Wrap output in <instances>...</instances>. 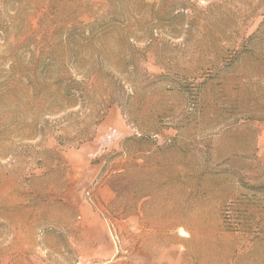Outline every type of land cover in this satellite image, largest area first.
<instances>
[{
  "label": "rangeland",
  "instance_id": "rangeland-1",
  "mask_svg": "<svg viewBox=\"0 0 264 264\" xmlns=\"http://www.w3.org/2000/svg\"><path fill=\"white\" fill-rule=\"evenodd\" d=\"M67 197L120 262L264 264V0H0V264H77Z\"/></svg>",
  "mask_w": 264,
  "mask_h": 264
},
{
  "label": "crops",
  "instance_id": "crops-1",
  "mask_svg": "<svg viewBox=\"0 0 264 264\" xmlns=\"http://www.w3.org/2000/svg\"><path fill=\"white\" fill-rule=\"evenodd\" d=\"M73 200V201H72ZM67 197L66 201L72 203V221L68 225L65 215L60 221L59 233L69 235L73 240L74 259L77 264H141L142 259H128L120 262L123 257L119 256L116 244L113 242L111 230L107 223V215L104 211L95 210L89 203L75 197ZM112 239V241H111ZM46 249V248H45ZM47 250V249H46ZM54 257H18L14 264H53L50 260Z\"/></svg>",
  "mask_w": 264,
  "mask_h": 264
},
{
  "label": "built area",
  "instance_id": "built-area-1",
  "mask_svg": "<svg viewBox=\"0 0 264 264\" xmlns=\"http://www.w3.org/2000/svg\"><path fill=\"white\" fill-rule=\"evenodd\" d=\"M119 138V134L115 129H109L102 137L104 143L109 144Z\"/></svg>",
  "mask_w": 264,
  "mask_h": 264
},
{
  "label": "bare ground",
  "instance_id": "bare-ground-1",
  "mask_svg": "<svg viewBox=\"0 0 264 264\" xmlns=\"http://www.w3.org/2000/svg\"><path fill=\"white\" fill-rule=\"evenodd\" d=\"M185 234V233H184Z\"/></svg>",
  "mask_w": 264,
  "mask_h": 264
}]
</instances>
